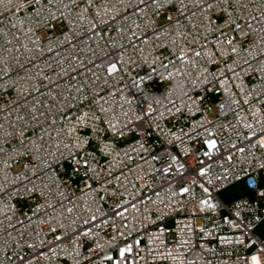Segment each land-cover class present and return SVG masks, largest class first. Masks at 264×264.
Here are the masks:
<instances>
[{
    "label": "built area",
    "instance_id": "built-area-1",
    "mask_svg": "<svg viewBox=\"0 0 264 264\" xmlns=\"http://www.w3.org/2000/svg\"><path fill=\"white\" fill-rule=\"evenodd\" d=\"M263 222L264 0H0V264H264Z\"/></svg>",
    "mask_w": 264,
    "mask_h": 264
},
{
    "label": "rangeland",
    "instance_id": "rangeland-1",
    "mask_svg": "<svg viewBox=\"0 0 264 264\" xmlns=\"http://www.w3.org/2000/svg\"><path fill=\"white\" fill-rule=\"evenodd\" d=\"M246 193H247V190L243 186V184L238 183V184H235V185L221 191L220 195L224 201L230 202V201H232L238 197L245 195ZM259 230H262V231H258L260 234L264 233V222L261 224Z\"/></svg>",
    "mask_w": 264,
    "mask_h": 264
}]
</instances>
